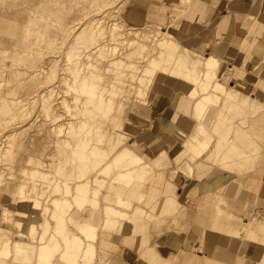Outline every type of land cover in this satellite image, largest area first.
I'll return each mask as SVG.
<instances>
[{"label":"rangeland","instance_id":"1","mask_svg":"<svg viewBox=\"0 0 264 264\" xmlns=\"http://www.w3.org/2000/svg\"><path fill=\"white\" fill-rule=\"evenodd\" d=\"M185 1L187 2V0ZM162 2L163 0H105V2H103V6L100 7L98 6V0H94V1L91 0H0V78L4 82L7 81L8 79L10 81V82H5L6 84L5 83L3 84V82L1 83L0 80L1 83L0 84L1 85L0 86L1 88L0 89V110H1L0 153L2 152V155L0 154L1 156L0 171L2 173L4 172L3 173L4 177L1 176L2 184L0 185V197L2 196L3 197L0 198V206L2 202L5 204L11 202L12 199L14 200L15 198H17V196L20 197V194H16L14 192H11L12 193L11 194L10 191L8 193V190H7L8 193L7 194L5 190L10 185H12L9 187L10 190L13 191L12 189H14L16 191L15 186H19L20 183L25 181V178L21 172L23 169L27 167L28 168L32 167L31 164L27 163L30 155H33L34 157L36 155L35 158H39L41 156L40 159L44 157H49L52 160L51 162L53 163V165L57 163V160L60 158V156L61 157L63 156L61 153L62 151L61 149L62 148L64 149V146L62 145L56 146L54 141L52 145L50 138L51 137H53L54 139L57 138L56 136L57 133L54 132L56 129L52 131L51 127L56 128L58 126L63 125V130L59 133L61 134L59 138L63 137V142H65L64 137L68 135V131H69V129L67 130V124L65 123L66 122L65 119L71 118V116L67 114V111L64 108L61 107L60 102H62L63 99H67L68 102L71 101L74 93V91L69 92L68 89L71 86L65 81L70 78L69 75L70 70L66 69L68 67L67 65L68 57L70 56V53L68 54V51L76 45L85 46L88 43L86 38L90 34H92L91 33L92 29L90 28V25L87 22H89L91 18L101 20L103 26L107 27L106 28L107 30L104 33L105 37H103L104 39L103 38L100 39L102 41L100 42L103 43L104 41L107 44L109 43L108 46L110 48L114 47L115 45L116 46L119 45V48L122 50V46H120L119 41L117 43L114 39L115 36L117 37V34L119 36V33L122 30L126 32V30H128L130 27L142 28L145 26H150L152 28L151 29L152 33L159 34V37L155 39L160 40L164 38L165 35L162 34L161 32H167L173 34V36L181 44L196 48L195 33L196 31L201 29V27L195 23L190 24L187 22V20L179 16L169 22H165L164 16L161 15L163 11V9L161 8ZM84 19L85 20L87 19L88 21L87 20L85 21ZM114 21L119 23L120 27H122L121 31L119 30L120 32H117L116 34L112 32L110 33V29H109V25L114 23ZM164 25L166 26L164 27ZM263 25H264V7H263V11L259 15H247L245 17H242L238 26L239 32L237 34L240 35L241 37L243 36L244 38L242 45L244 48L246 47L245 49L247 50V54L244 59V62L236 66L232 65L230 66V68H228L225 66H221V59L219 58L220 65L218 68H216L215 73L212 74L210 78L206 79L204 77L205 73H203L204 70H202V66L205 57L213 54L204 55L198 52V55H195L199 67L198 75L194 74L196 75V77H194L193 74H191L192 73L191 64H189L188 61H185L184 59L183 61L181 60V66H183L182 77H184L185 80H188L189 78L192 79V81H194L196 85H198V88L200 90V94L195 99L193 98L191 103H183V98L180 96L186 94L185 89L187 88H184V85H182L181 87L182 89L179 88V86L181 85L180 83L182 81L180 82L178 79L174 81H170L168 84L165 83V80H162L165 86V88L164 87L162 88V90L164 89L163 93H159V91L156 90L153 96L147 93V95H144V97H142L143 100L149 99L152 102V104L158 99L159 95L163 98L170 96L174 97V100L172 102H170L169 99H165V102H163V104L161 103V106H164L169 110H174V113L176 112L179 113L182 116L179 123L190 130L186 139L173 149V153L175 154V156H177L179 153H185V155L191 154V152L187 150L185 142H187L190 139L189 138L190 133L192 132L193 128H195L196 125L195 120L198 119L199 122L200 121L204 122L205 125L209 126L210 128L215 127L216 119H213V117L209 119V113H211V109H210L211 106H213L214 104L216 106L220 105L219 104L220 100L217 103H214V101H212L208 109L204 110L202 113L195 111V102L201 97V95L204 92L202 91V85L204 84L205 80H211L212 85L215 81H220V82L223 81L228 86H239L242 89H244L243 90L244 92H249V94L253 98H261L264 100V85L259 83L260 77H262L264 70V34L261 30ZM66 27L67 29L70 30L65 33ZM250 29L253 30V33L249 31ZM70 31L73 34H70L69 33ZM66 34L68 36L67 38H66ZM47 35L48 37L52 36L51 39L50 37L48 38ZM112 35L114 36L111 38ZM71 36H73V38ZM64 42H66V44H62ZM38 47H40L43 51L41 49H38V52L35 51V49ZM249 49H251L250 51H252L253 54V56L250 59L251 61H247ZM75 51L77 50H73V53ZM181 52L182 49L180 48L176 53L182 59ZM118 56L119 55L117 54L116 55L111 54V57L113 59H115ZM131 58H134V59H130L133 60L132 62L137 63V61H135L136 55H133ZM245 62H247L246 66L244 65ZM30 64L31 66H29ZM171 66H173L172 69L176 68L177 61L172 62L170 67ZM151 67L153 66L150 65V68ZM119 73L121 74L122 71H119ZM37 74L39 76H37ZM50 76H52V79L51 80L47 79V77ZM33 77L34 79L35 78L36 79L34 80ZM103 77L104 80L107 79V76L105 74H103ZM232 79L233 82H231ZM42 80L43 83H41ZM239 81H244L246 83V87L243 88L244 86L240 85ZM175 83H178L179 86L178 84ZM174 84L178 87V89ZM149 86L150 88H152V90L148 89L149 92L151 93V91H153V85H149ZM49 88L53 89V93L48 94V95H52V98L45 103L42 97V93H44L45 91L49 92L50 90ZM12 89L14 90L16 89L17 91L15 92L13 90L14 91L13 92L11 91ZM118 89L121 90V92L124 90L121 88ZM17 92L22 95H19ZM11 93H14V95ZM121 96L118 98L119 100L126 99L123 98L124 93H122ZM161 97L159 99H162ZM10 98L13 100H11ZM5 99L7 100V102L5 101V103H3V100ZM80 99L82 102L83 97H80ZM10 101L12 103H10ZM43 103H45V107L42 109ZM91 104L93 103H90L89 105L91 106ZM148 106L150 107L151 105H141L140 108L148 107ZM230 110L232 112H235L232 109V107L230 108ZM97 111L100 113V115L103 114V111L100 107L97 108ZM137 112L139 113V110H136L137 115H134L136 119L138 117ZM106 113L108 114L107 110ZM107 114L104 116V119L107 116ZM189 114L190 115L193 114L192 116H194L197 119L193 121L190 118ZM100 118L102 121V116ZM119 119L121 118L119 117ZM185 120L187 121L189 120V122H191V125L190 124L187 125ZM107 121H109V126H112L114 123V121L109 118H107ZM122 124L125 126L129 125V123L128 122L126 123L125 120L122 121ZM102 126H103L102 131L99 134L105 133V130L107 129V125L105 123H103ZM174 128L175 126L173 128H170L168 132L172 133ZM156 129L157 131H161V129L163 130L164 128H162L161 125H159L157 122ZM164 130H166V128ZM31 133L33 136L31 135ZM14 134L16 135L13 137ZM34 135L36 136V138H34L35 137ZM46 137H48L49 139H47ZM219 137L220 135L216 134L215 140H217ZM231 137H235V133H232ZM41 139H43L44 141ZM113 139L114 137L109 138L107 136H104L101 139L102 141L100 143H103L104 145V143L112 142ZM38 140L41 141L40 144ZM35 141H37L38 143L37 142L35 143ZM41 143H43L44 145L46 143V146L42 145ZM152 144L155 147H152L151 144L135 145L134 142L130 141V139L129 140L127 139L126 145H124L122 148H124L125 146H130L134 151L129 155H127L125 158H123L122 161L125 160H132L135 162L143 161L145 160L146 157L157 158L158 156L160 157L161 155H165L168 152L167 143L165 142L164 138H162L161 134H159L157 140L154 141ZM100 145L99 148L102 147ZM176 148H178L177 153L174 152ZM7 149L9 150L8 156L4 155V152L7 151ZM53 149H55L56 152ZM108 149L111 148H108L106 144L105 146L106 152L104 157H102L100 151L99 155L88 154L83 158L82 157L79 158V160L82 163H89V165H97L98 162H95L96 164L92 162L95 159H100V161H102L104 158H107L108 160H113L115 156V154H113L114 151L111 150L110 152ZM50 150L53 151L51 152ZM3 155L4 157L5 156L7 157H5L4 159ZM171 155H172V151H171ZM114 161H115L114 163L116 162L117 164L119 163L116 159H114ZM200 161H204V158L200 159ZM216 161L215 162L211 161V163H213L214 167H217V169H220L221 171L226 173L227 176V178L221 184L222 186L221 191L218 192L220 195H222V198H224L225 200V202L222 203L221 207L228 208L235 216L243 219L244 222H246L250 226V228L262 225L264 223V160L259 161V163H256L255 165H253L252 168L247 169L244 172L241 171L239 167H236L234 168L232 173L225 170V167H222L220 163ZM156 162L158 164L161 163V161H156ZM96 169L97 168H95V170ZM95 170L91 171L93 175H96ZM119 170L120 169L115 168L114 173L112 175H110L113 171L112 165L111 166L109 165L107 168L101 170L103 176L106 175L108 177L107 178L108 185L110 184V182H112L113 178L115 179L116 173ZM63 172L64 169L61 168L60 172L57 174V177L53 180V182L48 183L49 189H47V192L42 190L40 193L39 192L22 193L23 198L25 196L27 197L33 196L39 198V195L42 194L39 198L40 201L42 202L41 204L33 203L32 205V203H30L29 205L25 204L26 207L21 206V208L23 207L22 209H24L25 211L32 213L34 215H38L36 223H38V221L40 220V215L42 214L46 219L47 217H50L51 210L54 208L56 209V207L61 208L63 212H66L67 209L70 210V208L72 207L69 204H64V201L63 203L62 201H60L59 203L56 202V204L54 203L56 197L59 198L60 194L63 193L64 195L62 200H65L64 198L72 199L71 194L68 195L66 194V192L60 190L62 183L58 178L65 176V173ZM166 172L167 170L164 171L160 170L158 172L156 171V173H153L150 183L154 184L155 186H158L160 189H162V191H169L171 194L173 192H177L176 188H174L171 185H168L166 179ZM228 173L229 174L231 173V176ZM196 174L198 179L204 180L207 177L208 180L207 175L201 177L200 176L201 174H199L198 172ZM143 176L144 175L139 176V180H144ZM229 177H231L230 179L232 180V182L226 183ZM70 182L75 183V180ZM28 184L29 186H33L34 185L33 179H30ZM117 184H121L126 189L124 183L117 182ZM204 185L205 184L201 185L202 192L200 190L199 191L200 193H205V190L203 189ZM23 188L25 187L23 186ZM211 189L212 191H214L216 187L213 185ZM3 191L5 193H3ZM159 192H160L159 197H161V191ZM107 193L111 194L110 198L112 199H115L116 197V193L114 189H110L107 186L103 187L101 194L102 205L108 202L105 198V195ZM194 194L195 193L193 192L191 196H193ZM213 194L211 195L213 196ZM74 197L75 199L72 200L73 203H76V200L78 198L76 193H74ZM159 197L150 206L140 204L138 200L133 199L132 208L128 209V211L132 212V210H135L136 206L143 205L150 213L156 216L166 217L168 215H171V213L173 212L172 209L165 210L162 207L158 206L159 204H161L160 203L161 198L159 199ZM206 197L207 196L205 195L198 201H194L193 204L190 203L191 205L189 206L190 208L187 207L189 209L187 211V214H189L190 212L198 213L200 211H203L204 212L203 220L201 221L198 219L192 220L191 218V220H187L188 222V227H187L188 229H186L188 230L187 232L179 233L180 234L179 235L174 231H170L166 234L167 235L171 234L175 236L179 235V237L182 238L184 241L187 239L186 236L188 235V232H190L191 230L203 236L204 235L211 236L217 234V231L213 229V224H214L213 220L217 216V211H218V209H216L215 206L216 202L211 201L209 204H207L205 203ZM23 198L21 197L20 199ZM180 200H183L182 196L180 197ZM43 205L45 207H49L50 209L47 211L46 209L42 211ZM187 205L188 204H186V206ZM239 205H242V208H239L240 207ZM56 211L59 214L58 209ZM4 218L6 219V223H8L6 225V229L11 231L13 236L16 233V229L6 216H4ZM10 218L12 217L10 216ZM54 219L57 220V215L56 218ZM123 224H129V223L125 222ZM195 228H201L203 229V232L196 231ZM45 230L46 229H44L42 233H44ZM51 230L52 229L48 227L47 234L49 235V237L51 235V237L47 238V243L53 244L59 241L60 244L62 245L60 250H58L55 253V257H56L60 253L59 251L63 249V245H64L63 236L61 233H59L58 230H55L53 232ZM146 230H148V232L150 233H153L154 236L148 238L147 243L144 244L143 236L147 232ZM157 232L158 230H156L154 228V225L150 222L144 225L142 230L140 229L138 231L139 235L130 237L129 239L124 241L125 243L124 245L119 244L120 245L119 249H116L114 250V252H111V254L108 257L95 255L92 259L93 260L92 264H125L124 257L129 255V252H132L140 256L141 259L140 264H185L183 258H181L182 255L176 254L183 248L182 245H180L179 247H173V246L172 248L170 247L171 248L170 251L174 253L172 255L170 253L163 255L161 247H157V249H154L155 245L153 244L155 243L156 239L157 238L160 239V244H161L162 243L161 239H163L162 237L164 236L163 235L162 237H160V234L157 235ZM220 235L225 239L229 238L230 236L236 238L238 237L237 239L242 242L243 247L240 249L238 262L236 264H264V231L262 230L258 231L255 238L248 237L245 234L242 236L241 235L237 236V235L229 234L227 232ZM121 239L122 237L120 235H116L114 237L115 242H120ZM30 241L32 242L33 240L31 239ZM209 241H213L212 238ZM38 242H36L35 244L38 246L37 248L40 252L39 246H41V243ZM167 246H171V245L168 244ZM149 254H151V256ZM157 255L158 257H160V255H163L164 258L158 260L159 258H157ZM4 257L5 255L0 254V260L3 259ZM201 259L206 260L207 258L206 256H203ZM155 260L157 261L154 262ZM24 261H26V263L28 264L33 263V261L31 260H24ZM41 262L42 259L39 256V264ZM7 264H13V260L7 259ZM212 264H223V263H218L212 260Z\"/></svg>","mask_w":264,"mask_h":264},{"label":"bare ground","instance_id":"2","mask_svg":"<svg viewBox=\"0 0 264 264\" xmlns=\"http://www.w3.org/2000/svg\"><path fill=\"white\" fill-rule=\"evenodd\" d=\"M91 1H94V0H91ZM103 2H105V0H98V6L100 7L103 6ZM187 2L193 3V0H187ZM87 23L90 25V28L92 29L91 30L92 34H90L86 38L88 43L85 46L76 45L68 51V54L70 53V56L68 57V63H67L68 67L66 69L70 70V73H69L70 78L65 81L71 86L68 89L69 92L74 91V93H73V97L71 101L68 102L67 99H63L62 102H60L61 107L64 108L67 111V114L71 116V118L65 119L66 120L65 123L67 124V130L69 129L68 135L64 137L65 142H63V137L59 138L61 135L59 133L63 130V125L58 126L56 128L51 127V130L54 131L56 129L54 132L57 133L56 135L57 138L55 139L53 137L50 138L52 145L54 141L56 146H61V145L64 146V149L63 148L61 149L63 152L60 150L63 156L62 157L60 156L59 159L57 158L58 159L57 163L53 165L52 162L49 164L45 161V158L50 159L49 157H44L40 159L41 156L39 158H35L36 155L35 157L33 155H30L29 160L27 159L28 160L27 163L31 164L32 167L31 168L27 167L23 169L21 172L25 178V181L20 183L19 186H15L16 191L14 189H12L13 191L10 190L9 187L12 185H10L5 190L6 193L8 190V193L10 191V193L14 192L16 194H20V197L17 196V198H15L14 200L12 199L11 202H8L5 204L2 202L0 206L2 207L0 208V254L5 255V257L0 260V264H7L6 258L11 256L12 246H14V250H15L14 263L17 262L15 264H18L19 262L21 264H26L24 263V260L33 261V259L37 255L40 256V258L42 259V262L40 264H53L55 253L58 250H60L62 245L60 244L59 241L53 244L47 243V238L51 237V235L49 237L47 232H48V227L51 228L52 226V221L55 222L56 224L55 230H58L59 233H61L63 236V242H64L63 246L65 247V249H61V251H59L61 255L62 263L63 264H79L80 253L84 247L85 242L80 236H78L76 233L72 231V229L70 228V225H75L76 227L80 228L83 233H85L88 237L93 238V239L96 238L95 227L87 222L83 223L79 221L78 219L75 218V215H73L71 212H72V209L76 208V206L78 208L76 212L83 210V209L85 210L87 205L89 204H93L94 208L97 207L99 202L97 199L91 198V195H94V196L98 195V189L104 186L108 181L107 180L108 177L106 175L103 176L101 170L107 168L109 165L110 166L112 165L113 171L110 174L112 175L114 173L115 168L120 169L119 171H117L115 179L113 178L112 180V182H114L113 184L117 182H122L128 179L138 180L139 176L144 175V173L146 172L147 165L149 164L151 160L162 161L163 159L167 157V155L165 154V155H161L160 157L158 156L157 158L146 157L145 160L143 161H136V162L132 160L122 161L123 158H125L127 155H129L130 153L134 151L130 146H125L124 148H122L124 145H126V142H127V137L125 136V134L129 126V125H126V126L123 125L122 121L125 120L126 123L128 122L129 124H133V125L138 124L139 120H137L134 117V115H137L136 110H139L141 105H151V106L153 105L149 99L143 100L142 97H144V95H147V93L153 96L156 90L159 91V93H163L164 89L162 90V88L163 87L165 88V86L162 80H165L166 84L176 79H178L180 82L182 81L181 83L176 81L181 84L180 86L178 83H175V84H178L179 88H181L182 85H184V88H187L185 89L186 94H184L183 96H180L183 98V103H191L193 98L195 99L200 94L198 85H196V83L192 81V79L189 78L188 80H185V78L182 77L183 66H181V60L183 61V59L185 61H188L189 64H191L192 66L191 74H193L194 77L198 75L199 67H198V63L195 58V55H198V52L196 51L194 47H189L187 45L181 44L173 36V34L167 33V32H161L162 34L165 35L164 38L160 40L155 39L159 37V34L152 33L151 31L152 28L150 26H145L142 28L134 26L136 28L130 27L128 30H126V32H124L123 30L121 31L122 27H120L119 23L114 21V23L109 25L110 33L112 32L116 34L117 32L121 31L119 33V36L117 34V37L115 36L114 39L117 43L119 41L120 46H122V50L119 48V45L117 46L115 45L114 47L111 46L112 48H110L108 46L109 43L107 44L103 41L104 43L103 44L101 43L102 41L100 40L103 37H105L104 33L107 30L106 29L107 27L103 26L102 21L97 20L95 18H91V20ZM69 30L70 29H67L66 27L65 33L68 32ZM261 30L264 34V25L262 26ZM69 33L73 34L71 31ZM73 36L71 37L73 38ZM113 36L114 35H112L111 38ZM67 37L68 36L66 34V38ZM62 44H66V42ZM180 48L182 49V52H181L182 59L176 53ZM38 49H41V48L38 47L35 49V51L38 52ZM73 50H77V51L73 53ZM111 54L112 55L117 54L119 56L113 59L111 57ZM133 55H136L135 61H137V63H134L132 62L133 60H130V59H134V58H131ZM176 61H177V67L172 69L173 66L170 67V65L172 62H176ZM150 65H152L153 67L150 68ZM219 65H220V59L217 55L213 54V55L205 57L203 66H202V70H204L203 73H205L204 77L206 79L210 78L211 75L215 73V70L216 68L219 67ZM29 66H31V64ZM119 71H122V73L120 74ZM103 74L107 76L106 80H104ZM37 76L39 75L37 74ZM47 79L51 80L52 76L47 77ZM0 80H1V83L3 82V84L5 82H10L9 79L5 82L2 81L1 78ZM259 82L264 85L263 80L260 79ZM41 83H43V80L41 81ZM149 85H153V91H151V93L148 90V89L152 90V88H150ZM118 88H121L124 90L121 92V90H119ZM176 88L178 89L177 86ZM13 90L14 89H12L11 91ZM23 90H24V87H23ZM14 91L16 92L17 90L15 89ZM202 91H204L203 94L195 102V111L201 112V113L204 110L208 109L212 101H214V103L219 102V100L221 99L220 95H225L227 102L233 99L237 101L239 100V97H240V93L238 91L236 90L232 92L228 91L226 87L224 86V84L221 83L220 81H215L212 85L211 80H205L204 84L202 85ZM52 93H53V89H50L49 92L45 91L44 93H42V97L45 103L52 98V95H48ZM122 93H124L123 98H126V99L119 100L118 98L121 96ZM11 94L14 95V93H11ZM19 95H22V94H19ZM80 97H83L82 102H81ZM5 101L7 102V100L5 99L3 100V103H5ZM10 103L12 102L10 101ZM45 103L42 104L43 106L42 109L45 107ZM90 103H93V104H91L90 106L89 105ZM230 106L234 108L235 112L237 113H244L245 109L247 108L251 109L253 113L264 110L263 101H260L258 99L251 100L247 96L240 97L239 105L231 103ZM98 107L102 109L103 111L102 115H100V113L97 111ZM215 108H217L215 104L211 106L210 108L211 113H209V119L213 117ZM106 110L108 111V114L106 113ZM106 114L107 116L104 119V116ZM179 115L180 114L177 112L174 113L172 115L171 121H167L165 120V118L160 117L158 124L161 125L162 128L164 129L166 128V130L168 131L170 128H173L175 126ZM101 116H102V121L100 118ZM119 117L121 119H119ZM107 118L112 119L114 121L112 126H109V121H107ZM103 123L107 125V129L105 130V133L99 134L102 131ZM15 135L16 134H14L13 137ZM161 135H162V138H165L163 134ZM104 136H107L109 138L114 137V139L112 142L104 143L103 145V143H100V142L102 141L101 139ZM212 137L213 136L210 134V131L206 130L205 123L200 121L198 125H196V127L190 133V136H189L190 139L187 142H185L187 150L191 152L190 156L192 159L201 156L210 147ZM34 138H36V136ZM46 138L49 139L48 137ZM36 142L37 141H35V143ZM40 142L41 141H39V144ZM43 143L41 144L44 145ZM106 144L108 148H111V149H108L110 152L111 150L114 151L113 154H115V156L113 160H108L107 158H104L102 161H100V159L93 160L92 162H94V164H96L95 162H98L97 165H89V163H82L79 160V158L81 157L83 158L88 154L99 155L100 151H101L102 157H104L105 152H106L105 150ZM99 145L102 147L99 148ZM151 145L152 147H155L153 144ZM44 146H46V143ZM177 151H178V148H176L174 152L177 153ZM8 152L9 150L7 149V151L4 152V155L8 156ZM0 154L2 155V152ZM4 155H3V158L5 159V157L7 156L4 157ZM50 156H51V153H50ZM114 159H116L119 163L118 164L117 162L114 163L115 162ZM39 167L45 168V170L49 173V176L42 181L40 179H37V176L39 175V170L35 168H39ZM61 168L64 169L63 173H65V176L58 178L62 183L60 190H62L63 192H66V194L68 195L71 194V197L73 200L75 199L74 193H76L78 196L76 203H73V200L71 198H64L65 200H62L64 193L60 194V197L57 198L54 201V203L56 204V202L59 203L60 201H62L63 203L64 201V204H69L72 206L70 210L67 209L66 212H63L61 208L56 207V209L54 208L51 210L50 217H47L46 219L42 214L40 215V220L38 221V223H36L38 215L29 213L22 208L26 207L25 204H28V205L30 203H32V205L33 203L41 204L42 202L40 201L39 198L42 194L39 195V198L33 197V196H30V197L25 196L23 198L22 193H25V192H28V193H33V192L38 193L39 192L40 193L42 190L47 192V189H49L48 183L53 182V180L57 177V174L60 172ZM95 168L97 169L95 170ZM187 169H189L188 160H186L183 163L181 170L185 172L187 171ZM92 170L96 171V175H93L91 173ZM3 173L0 171V185L2 184L1 176L4 177ZM43 177H46V176H43ZM30 179H33L34 181L33 186H29L28 184ZM74 180H75V183L70 182ZM23 186L25 188H23ZM5 192L3 191V193ZM21 197L23 199H20ZM14 203H15V206H14ZM44 205L42 207V211H44L45 209L46 211L50 209L49 207H45ZM21 206L23 207L21 208ZM57 209L59 211V214L56 211ZM111 210H108L109 214L112 213ZM56 215H57V220L54 219L56 218ZM4 216H6L8 220L11 221V224L16 229V233L13 235L14 237L12 236V232L6 229V225L8 223H6V219L4 218ZM10 216L12 218H10ZM47 223L49 224V226ZM44 229L46 230L44 231V233H42ZM31 239L33 240L32 242L30 241ZM36 242L41 243V246H39L40 252L37 248L38 246L35 244Z\"/></svg>","mask_w":264,"mask_h":264},{"label":"crops","instance_id":"3","mask_svg":"<svg viewBox=\"0 0 264 264\" xmlns=\"http://www.w3.org/2000/svg\"><path fill=\"white\" fill-rule=\"evenodd\" d=\"M263 3L264 0H194L192 4L185 0H163L161 15L164 16L165 22H169L179 16L190 24L195 23L201 26V29L195 33L196 51L204 55L215 54L221 59V66L230 68L232 65L242 64L247 54V50L242 45L244 38L237 34L241 18L247 15H259L263 11ZM249 31L253 33V30L250 29ZM250 50L247 61H251L250 59L253 56ZM246 63H244L245 66L247 65ZM260 79L264 82V70ZM231 82H233V79ZM221 83L230 92L238 91L240 97L247 96L251 100L258 99L264 103L263 99L253 98L249 92H244V89L239 86H228L223 81ZM239 83L244 86L243 88L246 87L244 81H239ZM240 97L237 101L231 100L227 102L226 96H221L220 105L215 108L213 114V119H216L215 127L210 128L205 125L206 130L210 131L213 136L210 147L201 156L194 159L191 158L190 154L179 153L175 156L173 153V149L186 139L190 131L179 123L182 118L181 115H179L172 133L164 129H161V131L156 129L160 117L165 118L167 121L172 120L174 110L161 106V103L163 104L165 99H169L172 102L174 100L173 96L158 98L159 100L157 99L152 106L139 108L137 117L139 122L136 125L129 124L125 136L128 140L130 139V141L134 142L135 145H149L157 140L159 134H163L168 146L167 157L160 164L151 160L144 173V180L128 179L122 181L121 183L125 184L126 189L121 184L110 182L108 185L107 182L98 189V195H91V198L98 200L97 207L94 208L93 204H89L85 210L76 212L77 206L72 209L71 213L75 215L76 219L95 227L96 238L93 239L83 233L80 228L70 225L72 231L85 242L80 253L79 264H92V259L95 255L108 257L111 252L119 249V244L124 245V241L132 236L139 235L138 231L142 230L144 225L150 222L158 230L157 235L160 234V237L164 235L163 239H161V244L158 238L153 244L155 245L154 249H157V247L162 248L163 255L174 254L170 251L172 246L179 247L182 245L183 248L176 254L182 255L181 258H183L185 264H212V260L223 264H236L238 262L239 252L243 247L242 242L237 239L238 237L230 236L225 239L220 234L226 232L237 236L245 234L248 237L255 238L258 231H264V223L250 228L243 219L235 216L228 208L221 207L225 200L218 192L221 191V184L227 176L226 173L214 167L211 161L215 162L217 160L216 162L225 167V170L232 173L236 167H239L244 172L259 163V161L264 160V110L253 113L251 109L247 108L244 113L232 112L230 110L231 103L239 105ZM232 109L235 111L234 108ZM192 115L189 114L193 121L197 119ZM185 122L187 125H191L189 120H185ZM198 122V119L195 120L196 125H198ZM232 133H235V137H231ZM216 134L220 135L217 140H215ZM202 158H204V161H200ZM186 160H188L189 169L183 172L181 168ZM45 161L49 164L51 163L48 158H45ZM35 169L39 170L37 179L42 181L49 176L45 168L39 167ZM160 170H167L166 179L168 185L176 188L177 192L171 194L169 191H162L158 186L150 183L153 173ZM197 172L201 174V177L207 175L208 180L207 177L204 180L198 179ZM231 173L228 174L231 176ZM230 178H228L226 183L232 182ZM202 184H205L203 186L205 193L199 192ZM213 185L216 187L214 191L211 189ZM106 186L115 190L116 197L112 199L110 198L111 194L107 193L105 198L108 202L102 205V188ZM159 191H161V197H159ZM193 192L195 194L191 196ZM205 195L207 196L205 203L216 202L215 206L218 211L217 216L213 220V229L217 231V234L203 236L191 230L184 241L179 237V233L188 231L186 230L188 229L187 220L192 218V220L198 219L201 221L204 219L203 211L187 214L188 208L191 206L190 203L193 204L194 201H198ZM181 196L183 200H180ZM158 197L159 199L161 198V204L158 206L165 210L172 209L173 214L159 217L150 213L143 205L136 206L132 212L128 211V209L132 208L133 199L138 200L140 204L150 206ZM186 204L188 205L186 206ZM239 206V208H242V205ZM108 210H111L112 213L109 214ZM125 222L129 224H123ZM55 226V222L52 221V231H55ZM195 230L203 232L201 228H195ZM146 231L143 236L144 244L147 243L148 238L154 236L153 233ZM170 231H174L179 235H167L166 233ZM116 235L122 237L120 242L114 241ZM211 238L213 241H209ZM168 244L171 246H167ZM63 249H65L64 246ZM14 253V246H12V254L6 258V263L7 259H12L13 264H15ZM149 255L151 256V254ZM163 255H160V257L157 255L158 260L163 259ZM203 256H206L207 259L202 260ZM124 259L125 264H140L141 262L140 256L132 252H129V255L125 256ZM18 264L21 263L19 262ZM32 264H39L38 255L33 259ZM53 264H63L60 253L54 258Z\"/></svg>","mask_w":264,"mask_h":264}]
</instances>
